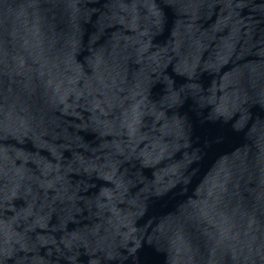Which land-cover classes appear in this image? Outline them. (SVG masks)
Segmentation results:
<instances>
[{
  "label": "water",
  "instance_id": "95a60500",
  "mask_svg": "<svg viewBox=\"0 0 264 264\" xmlns=\"http://www.w3.org/2000/svg\"><path fill=\"white\" fill-rule=\"evenodd\" d=\"M0 264H264V0H0Z\"/></svg>",
  "mask_w": 264,
  "mask_h": 264
}]
</instances>
